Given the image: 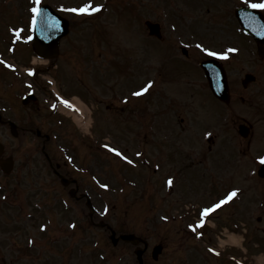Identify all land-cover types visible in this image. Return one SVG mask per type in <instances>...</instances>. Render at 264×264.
I'll list each match as a JSON object with an SVG mask.
<instances>
[{
    "label": "rangeland",
    "instance_id": "374dc122",
    "mask_svg": "<svg viewBox=\"0 0 264 264\" xmlns=\"http://www.w3.org/2000/svg\"><path fill=\"white\" fill-rule=\"evenodd\" d=\"M49 1L47 3H50ZM57 1L52 0V4L58 5L59 9L65 11L74 26V33L70 36L71 39L66 46L63 45V50L67 49V46L71 45V43L74 46L77 44L82 48L81 51L83 50L82 55L84 56L86 53L92 52V49L89 48V44L86 42H93L92 44L96 45L94 58L99 60L100 64H107L109 52L122 51L127 56L129 53V60L132 64L133 60H136L134 62L138 64L143 55L141 50L152 46V41H145V36L148 35L145 27L146 20L161 23L165 34L166 32L169 33L168 25L166 27V23H162L165 13L159 7V3H162L161 0H141L143 7H138L137 13L134 14L133 12L128 15V18L120 15L119 10L116 12V10L110 8L106 1L111 0ZM139 1L130 0L132 5L133 2L140 3ZM175 1L177 3H187L190 7L191 3L194 7L200 6L199 9L191 12V24L187 21H181L180 17L176 14L169 15V20L173 22V29L176 30L177 28L178 33H180V40L185 39L186 36L191 37L190 53L192 62L194 61L195 64H198L202 59H207L208 52L204 49L217 53L224 51L223 44L225 42V45L228 46L240 45L241 53L244 54L243 56L236 57V59L233 57L227 62L232 87V99L228 106L214 101L209 95L208 89L207 93L202 94V90L199 89L200 85H206V83L200 79L196 68L193 66L186 65L182 69L184 72L191 70V98H184L185 92H179L177 89L179 84L174 87L163 84L164 88H167L166 99H174L176 96L181 98L183 105L180 107V110L182 112L178 113V115L179 119H183L182 132H186L187 134L191 132V139H196L202 146H205L204 148H209L206 140L211 137L216 139V145H211V152H208L210 155H217L218 152H221V147L227 149L226 162H222L220 155L212 162L214 172L217 169L220 170L219 186L196 194L199 197L194 199L195 205H193V210L195 209L194 214L198 215L203 208L209 207L212 203L223 197L215 198L211 202L200 206L199 203L207 202L211 194L218 193L219 190H223L224 192L240 191L237 178L244 185L243 188L247 189L250 187V190L257 189L256 192L258 193L264 190V182L262 186L261 183L257 186L258 178L252 176V167L249 168V177L255 178L247 180L245 176L244 178L240 177L242 175L237 176L242 170L235 157L236 149L241 147L242 144L244 146V155L239 158H243V164H252V162H256L264 157V64L254 65L251 61L252 57L246 55L247 51H251L254 48L251 41L247 44V42L235 40L234 35L227 38L224 36V33L221 34V27L219 26L222 25L226 29V35H229L231 32L241 35L238 32L236 33V28L230 17L226 16L224 18V7L222 5L218 4L217 8L223 11V13H218V9V12L211 11L208 13V7L212 5V0H171V6H167L166 9L169 11L180 7L176 11L182 14L188 9H183L182 5H176ZM80 2L82 3L80 4ZM87 4H91L94 7L99 6L101 10L94 12L92 15H81L70 11L72 8H80ZM116 4L119 5L118 3ZM86 18H92L90 19V22L93 21L92 29H90V24L84 23ZM140 25L141 30L144 31L143 35H137V38H135L132 33L135 30V33L139 32ZM108 29H110L109 34L112 32V35L105 39ZM91 33H93V36H91ZM136 40L140 41L141 44L143 43L141 50L132 48L131 45ZM107 41L113 43L115 48H110L111 46L106 44ZM154 41L158 40L154 38ZM170 41H173L172 37ZM104 42L105 44H103ZM118 49H122V51ZM172 51L170 48L160 47L157 51L159 59L156 60L157 58H154L159 62L161 71L168 76L173 75ZM177 51L182 57L180 51ZM70 53L68 51V56H65L64 59L65 61L68 60L66 68L68 70L73 68V71L70 70L69 73L78 76L79 72L76 66L79 64L76 63L79 59L76 58L74 60L73 56L70 57ZM82 62L85 63L84 60ZM150 64L152 63H149L148 66ZM254 70L259 72L257 73V82L252 84L247 90H243L241 80L244 74L254 72ZM104 72L102 71L101 73ZM123 76H125V73L121 75V77ZM182 82L183 80L179 81V83ZM68 83L70 87L71 85L75 88L77 87L75 82L71 83V80ZM161 88L162 85L158 82L146 101L142 98L143 100L133 101L136 104L131 103L125 107L131 108L133 105V109L136 112L140 109L139 113L141 112L143 115L146 113V108L155 110V102L158 100V91ZM102 93L107 92L99 91L98 96L100 99L104 102L108 101V98L104 97ZM242 98H244V101H242ZM39 108L42 109V113L40 114L43 117L45 112H43L42 107ZM118 110L119 108L114 107L113 113L118 112ZM42 120L44 121V125L39 126L40 129L52 126L47 131V133L51 134L50 151L47 152L54 161H60L61 164L66 162L67 168L71 172H74L76 169H79V161H76L73 157V155H78L77 152L80 153L81 157L83 154L87 155L88 152L93 153L94 157L96 156L91 161L86 162L87 167L83 166L86 171L84 170L85 173H81L83 177L80 176L82 182H87L92 180L90 168H93L95 173H98L99 189L96 194L97 200L94 194L91 193V197L99 209L97 219L95 218V220L96 222H106L117 231H136L137 234L146 237L151 246L145 257L146 264H179L182 261H188V263L184 264H191V262L192 264H203L207 260V257H209L207 244H210V238L213 239L215 246L221 244L218 242L217 236H222L221 232H224V229H219L221 232L216 233V231L224 218L227 220L229 217L235 215L234 205L230 204L231 207L228 206V208L220 212L221 217L219 216L213 219V222H209V225L216 228L207 232L206 236L202 239V233L197 234L190 227L194 226L193 222L191 223V220H195L194 215L191 216V211L189 213L182 211V208H185L187 205L175 202V200L169 203L160 202L159 195L148 191L146 186H143L146 189V193L144 192L146 195L145 200L143 198L142 201L135 199L134 194L138 189L133 184L132 179L137 183L140 178H149V180L154 179L155 183L158 180L157 177H160V175H155L157 167L156 159L159 157V152L160 154L163 153V151H160V148L158 149L159 151H154V146L142 144L143 140L136 143L137 137L141 139L140 130L136 129L131 133L126 129L128 133V136L125 134L127 142L123 140V142L118 143L117 146L120 145L118 148L122 149V151L128 147V152L123 155L128 157V160H125L120 155H116V157L109 155V148H105V141H100L99 145H95L93 148H84L80 144L81 141L79 139H82V137L79 135L78 130L72 128L73 131L70 127L61 128L58 125L53 126L51 124L52 121L50 123L45 118H42ZM244 121L251 123L254 127L253 135H251L250 140L247 139L246 141L238 134V127ZM94 122L95 133L99 138L109 134L117 136V132L112 127H107L102 110L95 112ZM139 123L140 120H136L135 117L129 114L128 125L133 127ZM122 128L125 129V127ZM36 131L37 128L28 130L25 134L26 139L22 135L23 137H20L19 140H14L0 130V139L6 142L7 152L18 160L16 172L11 177L4 178L0 175V191L4 190L6 195H8V198L0 197V264H134V250L127 246H119L115 249L109 240L110 234L105 229L92 228L90 230L86 223H84L81 226L86 227L89 231H84L85 228L78 231L77 229L80 224L76 226L74 231L71 230V220L77 222L79 220L75 219V216L71 220L64 217L66 212H63V208L57 198L61 193L64 194L65 198L66 195L59 181L52 174H49L44 158L40 153L42 146L38 147L40 140H34ZM105 140L110 141L109 137ZM67 147H69V151ZM81 148H83L82 151ZM141 153H143V156L140 157ZM63 154L65 155V161L61 158ZM129 160L132 162L129 163ZM198 166V163H196L194 169H197ZM104 184H107L108 187H102ZM16 188L19 191L18 194L15 193ZM130 188L132 189L131 191L129 190ZM243 188L241 187V189ZM243 191L241 190L237 196L239 201H241ZM120 195H124V198ZM67 200V207L70 209L71 204L74 203L70 201V198H67ZM260 201L264 203V199L251 201V196H245L243 203L238 207L236 220H239V223L246 224V231L247 233L250 231V235L258 234L253 231L248 222L249 210L254 204L264 207V205L260 206ZM235 202L237 203V201ZM158 208L166 209L165 211L169 212H182L190 219L182 217L179 222L166 223L161 217L168 216V214L165 212V215L156 213L159 211ZM65 209L66 205L64 206V211ZM260 214H262L264 219V208L260 210L255 208L253 215L250 216L256 218ZM256 220H253L254 223H256ZM41 224H46L43 231H40ZM229 224H231L230 221ZM258 224L263 225L264 222L261 221ZM256 226L264 228L256 224L253 225V227ZM240 229L243 230V226ZM189 230H191V233ZM197 237H200V240L196 239ZM29 240L34 245H31L28 249L26 245H30L28 243ZM160 241L165 242L167 249L160 260L154 262L151 258V253ZM95 243L96 248L92 246ZM67 250L69 251L67 252ZM196 252H198L199 256L201 255V261L196 256L193 257V254ZM54 256L58 257L55 262H53ZM190 260L191 262L189 263ZM247 264H259V262L251 258Z\"/></svg>",
    "mask_w": 264,
    "mask_h": 264
},
{
    "label": "snow or ice",
    "instance_id": "6c2138e0",
    "mask_svg": "<svg viewBox=\"0 0 264 264\" xmlns=\"http://www.w3.org/2000/svg\"><path fill=\"white\" fill-rule=\"evenodd\" d=\"M37 4L39 3V0H36ZM245 2L247 3V0H245ZM252 8H259V9H264V3H253L251 4ZM101 10V8L99 6H92L91 4H87L84 5L83 7L80 8H72L70 9V11L74 12V13H78L81 15H92L94 12H99ZM32 11L39 16L40 14V9L39 8H33ZM36 21L35 19L33 20V24L35 25ZM19 32L16 33V35L19 36ZM205 51H207L209 53V55L212 56H220L223 59H227V54H222V53H217L215 51H210L208 49H204ZM229 51H235V49H230ZM8 67H13L11 64L8 65ZM30 74H33L30 72ZM152 85L148 84L146 87H144L141 91H138L135 93L136 96H140L143 95L144 93L148 92L149 88H151ZM67 107L69 108H73L76 111H79V109H76L74 105H72L69 101L67 100H63L62 101ZM106 147H108L106 145ZM111 151L115 152L117 155L123 156L122 153H120L116 148H112ZM123 159L128 160L127 156H123ZM129 163H131L132 161H128ZM261 163H264V158H261ZM169 184H172V181L169 180L168 181ZM102 187L107 188L108 185L104 184L102 185ZM237 192L236 191H232L225 199L213 204L210 207H205L204 209H202L201 213H200V221H199V228H204L205 226V218L209 217L211 214L215 213L217 210H219L224 204L230 202L234 197L237 196ZM73 227H75V225H73ZM192 227L193 232L197 231V226H190Z\"/></svg>",
    "mask_w": 264,
    "mask_h": 264
},
{
    "label": "water",
    "instance_id": "95a60500",
    "mask_svg": "<svg viewBox=\"0 0 264 264\" xmlns=\"http://www.w3.org/2000/svg\"><path fill=\"white\" fill-rule=\"evenodd\" d=\"M241 20L243 22V24H248L247 20L245 17L241 16ZM255 24H257V22H254ZM248 26H251L250 24H248ZM43 27V24H40L38 22V30L39 28ZM66 28V27H65ZM67 31V29L65 30ZM39 32H43L46 33V31L44 29H40ZM66 32H64L65 35ZM254 35H257L259 32H251ZM57 42H58V38H56ZM55 43V47L53 50L56 49L58 43ZM38 50L40 51L41 54L46 55L45 53V49L40 46V44L38 43ZM205 70H206V74L207 77L210 81L211 84V88L214 91V93L220 97L223 100H227L228 99V89H227V85H226V80H225V76H224V72L222 70V68L217 64V63H205L203 64Z\"/></svg>",
    "mask_w": 264,
    "mask_h": 264
},
{
    "label": "bare ground",
    "instance_id": "6f19581e",
    "mask_svg": "<svg viewBox=\"0 0 264 264\" xmlns=\"http://www.w3.org/2000/svg\"><path fill=\"white\" fill-rule=\"evenodd\" d=\"M238 242H239V240H238L236 237H234V236H231V237L229 238V243L236 244V243H238ZM260 260H262V259H260Z\"/></svg>",
    "mask_w": 264,
    "mask_h": 264
}]
</instances>
